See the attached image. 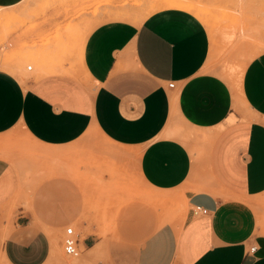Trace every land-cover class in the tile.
Listing matches in <instances>:
<instances>
[{"label": "crops", "instance_id": "0c3cea01", "mask_svg": "<svg viewBox=\"0 0 264 264\" xmlns=\"http://www.w3.org/2000/svg\"><path fill=\"white\" fill-rule=\"evenodd\" d=\"M210 51L204 24L170 8L140 25H98L75 73L36 75L32 68L27 76L0 68V135L22 129L48 159L44 166L33 159L28 172L0 157V209L18 204L12 222L0 221V264H56L70 224L80 230L76 264H264L263 226L247 202L264 193V52L239 78V114L231 84L205 71ZM248 111L255 117L248 119ZM178 126L215 135L205 156L195 157L173 135ZM86 135L123 151L109 152L130 159L151 205L134 197L133 180L124 189L127 181L117 176L96 175L86 185L72 178L64 157ZM201 142L193 139L192 148ZM105 184L124 201L93 210L89 200L101 197L95 190ZM152 190H184L186 218L168 223L151 202ZM195 206L209 213L195 215ZM94 214H111V236L97 233Z\"/></svg>", "mask_w": 264, "mask_h": 264}, {"label": "rangeland", "instance_id": "374dc122", "mask_svg": "<svg viewBox=\"0 0 264 264\" xmlns=\"http://www.w3.org/2000/svg\"><path fill=\"white\" fill-rule=\"evenodd\" d=\"M170 8L193 14L207 28L211 51L205 71L223 75L234 88L238 100L237 84L245 64L264 52V0H19L12 5L0 4V63H13L27 76L31 74L28 65L33 66L32 70L37 75L50 73L44 70L45 65L60 62L64 68H69L68 72H62L75 73L76 66L80 65L85 41L98 25L111 20L140 25L151 14ZM241 105L239 99L236 111L239 114ZM252 117L255 116L248 111L247 118ZM173 135L187 144L195 157L196 154L205 156L210 146V141L204 140L208 133L202 131L178 126ZM193 139L202 141L198 148H192ZM33 151L37 157L32 156ZM109 151L116 155L123 154L122 150L105 144L100 135H86L67 151L64 161L73 169L74 177H71L81 185L94 182L92 178L96 175L117 176L127 181L124 189H129V180H133L136 186L134 197L147 201L142 196L146 187L139 182L136 171L130 170V159L114 158ZM43 152V148L22 129L16 128L0 135V157L15 166L26 168L28 172L33 159L37 164H48V159L42 158ZM37 181L38 177L33 175L31 187ZM109 185L113 186L111 182ZM112 188L106 187V184L97 187L95 191L101 197L89 200V206L96 211L114 210L124 199L113 197L112 192L117 193V188ZM183 193L185 191L181 190L172 196L152 190L151 202L160 208L161 216L168 223H171L172 217L176 223L182 216L186 218L191 205ZM247 202L255 210L258 223L263 226L261 233H264V193L248 198ZM17 205L1 208L0 221L12 222ZM110 218L111 214H94L89 220L99 227L98 234L108 232V236H111L112 230H108ZM70 226L73 227L71 224L66 227ZM101 226L103 231H100ZM75 232L79 234L80 230L75 228ZM65 237L66 228L61 234L62 258H58L56 264H76L82 258V253L78 256L67 255L64 251ZM123 243L129 245L132 242Z\"/></svg>", "mask_w": 264, "mask_h": 264}, {"label": "built area", "instance_id": "2783aa9c", "mask_svg": "<svg viewBox=\"0 0 264 264\" xmlns=\"http://www.w3.org/2000/svg\"><path fill=\"white\" fill-rule=\"evenodd\" d=\"M32 68L29 67V70ZM170 87H174V83L169 84ZM193 212L195 215H207L209 210L206 208H202L201 206H195L193 208ZM256 246H251L250 252L254 253L256 251ZM64 251L69 256H77L80 252L79 250V239L78 235L75 232V229L70 226L66 229V237L64 239Z\"/></svg>", "mask_w": 264, "mask_h": 264}, {"label": "bare ground", "instance_id": "6f19581e", "mask_svg": "<svg viewBox=\"0 0 264 264\" xmlns=\"http://www.w3.org/2000/svg\"><path fill=\"white\" fill-rule=\"evenodd\" d=\"M35 53H37V52H35ZM35 56H36V54H35ZM247 62H249V61H247ZM246 66H247V64H245ZM28 68L29 67H31V68H33V66L32 65H28L27 66ZM0 68H3V69H6V70H9V71H11V72H14V73H16L18 70V68L13 64V63H7V62H5V61H2L1 63H0ZM246 69V68H245ZM44 70L45 71H51V70H64V71H69V68H64L63 67V65H62V63L60 62V63H50V64H48L47 66L45 65V68H44ZM223 76V75H222ZM237 93V92H236ZM239 99V98H238ZM238 103V102H237ZM207 134V133H206ZM209 136H206V137H204L205 139L204 140H206V141H210V144H211V142H212V140L211 139H213V137L215 136L214 134H208ZM156 198V197H155ZM162 198V197H161ZM74 228V227H73ZM75 229V228H74ZM77 234V233H76ZM78 235V234H77ZM101 247V245L97 248V249H99ZM96 249V250H97ZM99 251V250H98ZM102 252V251H101ZM81 253V251L79 252V254ZM78 254V255H79ZM77 255V256H78ZM98 255H99V253H98Z\"/></svg>", "mask_w": 264, "mask_h": 264}]
</instances>
